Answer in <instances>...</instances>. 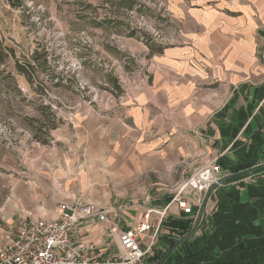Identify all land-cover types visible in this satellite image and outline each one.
Returning <instances> with one entry per match:
<instances>
[{"label":"crops","instance_id":"obj_1","mask_svg":"<svg viewBox=\"0 0 264 264\" xmlns=\"http://www.w3.org/2000/svg\"><path fill=\"white\" fill-rule=\"evenodd\" d=\"M141 1L166 12L172 37L120 94L77 108L48 70L38 89L18 87L38 116L5 145L23 163L7 175L0 244L27 219L57 220L81 200L106 215L73 240L96 262L116 258L118 235L151 210L146 236L157 234L143 264H264V0ZM22 10L0 0V31L28 49ZM211 161L218 186L187 217L174 188Z\"/></svg>","mask_w":264,"mask_h":264},{"label":"rangeland","instance_id":"obj_2","mask_svg":"<svg viewBox=\"0 0 264 264\" xmlns=\"http://www.w3.org/2000/svg\"><path fill=\"white\" fill-rule=\"evenodd\" d=\"M32 2L33 10L29 14L23 12L28 23V37L31 38L30 48L22 49L12 38L7 37L6 32L0 31V123L14 132V145L19 142L22 126L30 125L28 122L38 116L30 100L32 97H24L19 86L27 88L28 83L38 89L48 70L46 76L54 79L55 84L65 82L66 96L72 98L74 103L77 100L83 104L77 81L86 82L98 95L96 104L104 92L120 94L137 75H141L146 61L157 47L169 44L172 37V24L166 12L153 3L144 6L141 0ZM9 4L16 8L22 6V0H9ZM37 17L41 26L31 21V18ZM34 38L40 41L34 42ZM126 39L134 46L123 48L121 43ZM140 42L145 46L139 47L137 43ZM13 45L15 49L11 48ZM46 46L47 52L44 50ZM8 47L12 50L9 51ZM31 48L33 53L37 50L44 56V62L38 66L33 60L35 53L28 55ZM144 48L149 50L147 56ZM18 61L25 62L26 67H30L28 62L32 63L33 68L37 66L36 74L32 72L22 77L17 72ZM83 93L85 101L91 97L86 94L87 90ZM6 152L5 144L0 143V208L7 194V175H10L11 170L21 172L19 166L23 163L21 153L9 155Z\"/></svg>","mask_w":264,"mask_h":264},{"label":"built area","instance_id":"obj_3","mask_svg":"<svg viewBox=\"0 0 264 264\" xmlns=\"http://www.w3.org/2000/svg\"><path fill=\"white\" fill-rule=\"evenodd\" d=\"M22 9V13L29 14L33 10L32 0H22ZM31 21L36 26L42 25L38 17L31 18ZM37 35H39V32ZM33 41L40 40L34 38ZM46 48L47 46L44 47L45 52H47ZM28 53L29 56L33 55V49H29ZM46 58L48 60L47 53ZM24 63L18 61V65L21 67H25ZM28 63L31 67L32 63ZM77 89L80 91V96H82L81 103L92 105L98 100L97 93L90 89L86 82L77 81ZM84 90H87L86 94L91 95L86 101L83 99L85 97L83 96ZM113 95L114 93L107 94L105 100L112 99ZM99 99L101 98L99 97ZM80 106L81 104L78 103L77 108ZM52 109L55 110L56 107L54 106ZM15 141L16 138L12 129L0 123V143L11 147ZM219 172L220 166L218 163L211 161L203 164L188 179L175 186L172 202L177 203L183 215L189 217L196 214L195 209L200 207L203 194L218 184L217 174ZM152 212L148 210L143 222L135 229L124 230L118 235L120 250L116 258L99 263L90 255L88 246L80 247L73 240L79 233L80 227L87 221L104 222L106 220L105 213L94 205L84 204L81 200L71 205H61V215L57 220L27 219L18 225L13 233L3 236L0 244V264H143L157 234L156 229L152 236H146V232L151 229L148 219ZM163 216L164 212L159 214L160 219ZM193 218H198V213ZM142 240L145 242L144 247L141 246Z\"/></svg>","mask_w":264,"mask_h":264},{"label":"trees","instance_id":"obj_4","mask_svg":"<svg viewBox=\"0 0 264 264\" xmlns=\"http://www.w3.org/2000/svg\"><path fill=\"white\" fill-rule=\"evenodd\" d=\"M158 50V49H157ZM16 68L18 69V72H20V73H25V74H27V75H31L32 74V71H31V67H21V66H19V65H16Z\"/></svg>","mask_w":264,"mask_h":264},{"label":"water","instance_id":"obj_5","mask_svg":"<svg viewBox=\"0 0 264 264\" xmlns=\"http://www.w3.org/2000/svg\"><path fill=\"white\" fill-rule=\"evenodd\" d=\"M220 183H224V182H220ZM215 186H218V185H215ZM215 186H214V187H215ZM214 187H213V188H214Z\"/></svg>","mask_w":264,"mask_h":264}]
</instances>
